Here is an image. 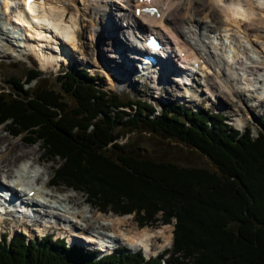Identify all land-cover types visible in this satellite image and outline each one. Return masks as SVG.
I'll return each instance as SVG.
<instances>
[{"label":"trees","instance_id":"1","mask_svg":"<svg viewBox=\"0 0 264 264\" xmlns=\"http://www.w3.org/2000/svg\"><path fill=\"white\" fill-rule=\"evenodd\" d=\"M29 71L26 81L37 83L41 71ZM56 80L59 90L22 83L0 90V124L28 145L39 143L56 161L54 182L79 189L98 209L133 212L140 224L174 219L172 248L149 260L126 249L95 258L62 239L27 241L19 232L0 242V264H162L167 253L165 264H264V119L254 137L219 113L174 101L154 114L155 105L136 98L128 113L120 106L131 99L99 88L78 64ZM133 130L188 145L211 166L140 157L129 139L122 142Z\"/></svg>","mask_w":264,"mask_h":264},{"label":"bare ground","instance_id":"2","mask_svg":"<svg viewBox=\"0 0 264 264\" xmlns=\"http://www.w3.org/2000/svg\"><path fill=\"white\" fill-rule=\"evenodd\" d=\"M109 1L110 0H81L80 2L87 8H90L89 6L93 4L95 6L97 5V13L100 15V11H102L103 8L106 6L109 7ZM156 1H158V3L163 2V0ZM165 1L166 3H163L165 9H163L159 19L154 16L146 17L145 19L134 14V10H132L133 0H116V4H118L120 10L123 11V13H120V16L122 17L123 23L126 22L127 29L122 30L127 34V38L129 40L132 38L134 42H137L135 40V36L137 35L135 31H133L132 34L129 33L132 25H136V30L143 31L144 33L154 31L157 34L163 35L162 37L165 38L168 45L177 41V44L181 47V50H183L182 52H186L189 59L192 57L195 65L197 63L201 64V67H199L194 77L198 84H194L192 88L185 87L190 91L186 96L193 99L198 92L195 91L196 88L201 86L199 82H202L204 92L208 94L210 98L213 95L220 96L223 93L230 98V101L237 103L235 107V111L238 112L235 115V120H237L236 124L241 125L245 123V113L242 112V108L249 109L253 108L252 106L256 103H259V105L264 103V99L261 98V96L264 95V0ZM19 2L20 0H12V4H16L15 8L19 7L18 9L23 12L21 6H19ZM257 2L260 3V5L257 4ZM41 6V16L43 18H37V20L45 22L49 27L51 23L48 22L47 18L51 13L59 19L61 17L63 18L64 12L70 13L69 16L72 21L82 14L79 7H77L78 5H76L73 0H44ZM35 7V4L27 5L28 11L32 14L38 9H35ZM12 8L13 7H10V10H12ZM10 14L7 13V10H4V13L0 12V19L2 20V24H0V50L2 52L0 53H2V56L6 58L11 52L15 55H24L23 53L25 52L22 53V51L28 50L39 58L43 68L49 67V64L53 62L58 64V61L61 60L59 58L64 55V53L62 54L64 45L63 43L61 44L62 46L58 50L61 52L59 55L56 53L57 51L53 53L54 50L47 52L46 48L44 49L42 46L43 44H39L42 41L46 42L45 39L49 38V34H47L48 31H45V29L41 28L40 31H37L35 28L29 27L18 34L15 33L14 35L16 38L12 43L7 40L9 34L17 29L10 18ZM13 15L16 14L13 13ZM105 17H108V19L112 21L113 17L111 18L107 11L105 12ZM53 26L54 25H52V27ZM108 26L111 30L108 29ZM108 26L106 24L102 30L112 33V35L106 34L110 38L108 44H110V50L113 53H117L118 49L121 48L119 47L121 43H119L118 40L120 34L116 33L113 23H109ZM72 31L73 30H66L65 32L61 31L59 33H62V38L67 40V43L73 42L74 44L75 41L73 39L75 35ZM23 35H25V38L21 40ZM228 35L234 38V46L226 51L228 47L222 45V40L224 36ZM55 38L57 37L55 36ZM14 44L24 45L25 48L18 49ZM131 46L127 45L126 48L128 49L124 48L121 52H118L124 54L122 55V61H124L123 63L128 67L131 66V62L133 61L127 58V53L125 51H129ZM169 70H171V67ZM159 76H161L162 82H166V76L163 74ZM171 80L173 79L171 78ZM220 92L222 93L220 94ZM181 96L184 97V95ZM16 146L17 145L11 144L9 150L7 148L6 150L0 151V166ZM28 159L32 164L37 163L40 167L44 165L42 164L43 162L40 161L41 157L39 159L35 152H32ZM42 168L44 170L43 172H45L46 170L44 167ZM2 170L3 168L0 167V172ZM37 180H39L43 187L47 186L48 182H50L49 179L43 180L42 176H38ZM62 187L63 186L60 187V185H58L49 188L52 195L51 197L55 200L54 202L57 204H65L63 213L66 217H78L80 219L82 224L78 225V223L74 222L71 225L73 229H77L75 232L81 235L84 232L91 233L92 237L95 238V242H98L100 246L107 247L110 245L109 243L116 241L120 245H128L132 250H138V248L141 247L146 252L147 257H150L157 252L163 251L166 249L167 245L171 243L172 234L166 235V230L168 229L166 227H152L155 229L154 231H141L146 227L137 228V226H132L124 231L122 226L126 222L128 223L127 220L131 216L126 215V217H120L117 214H105L99 211L95 212L92 209H77L85 203L86 199L81 201L80 206H77V208L73 207L72 200L76 202L79 196L76 194H62L61 192L64 190ZM32 189L35 188L33 186L26 188L25 193ZM37 195L38 191L36 190L34 197H37ZM66 205H68V207ZM57 211L61 212V209H57L56 212ZM45 216L46 212H44L43 215L37 212L34 219L39 224ZM104 225L110 230L105 236L102 235L103 233L100 230ZM1 226L2 225H0V228ZM39 227L40 226H38L37 229H39ZM43 230H46V225L43 226ZM43 230L42 232H44ZM42 232L40 231V233ZM29 234L33 235L31 231H29ZM112 235L115 236L116 239L109 242L107 239H111L110 237ZM67 236L69 237V242H72V233ZM154 237H164L165 244L162 243V245H156L155 247ZM91 240L94 241V239ZM154 248H156V250L153 253Z\"/></svg>","mask_w":264,"mask_h":264},{"label":"rangeland","instance_id":"3","mask_svg":"<svg viewBox=\"0 0 264 264\" xmlns=\"http://www.w3.org/2000/svg\"><path fill=\"white\" fill-rule=\"evenodd\" d=\"M77 1V2H76ZM81 0H74L77 7L81 10L82 14L76 19H73V21L70 19V13L64 12L63 18L59 19L54 17L52 13L47 18L49 23H51V26L57 30H55L53 27L52 29L55 31L54 35H58V39H54V42H48L46 43L48 50L51 51L54 50L53 53H58V47L60 46V43L62 41L63 43V50L62 56L64 60V64H62V67L60 68V71L66 68L72 63H78L81 66H84L85 69L90 74H97L98 79H103L101 84L98 82L99 86L105 89H110L113 93H118L125 101H128L132 98H135L137 96L140 97H147L151 102H156L157 99H163V100H179L181 103H185L186 106H192V108H199L201 105H204L207 109L213 110V111H219L224 116H227V119L229 120V123L233 125H236L233 120V114L235 111V107L237 103L230 101V98L222 93V95H213L211 98H206V93H203L202 91L198 93V96L195 97V101L192 102V100H188L186 97H182L181 86L177 84L175 81L167 78L165 85L161 89H154L152 86V83L146 79V78H137V75L132 74L133 76L130 78V80H127L126 85L122 86L121 84H112L111 80V74L110 69L112 70H119L121 66H123L122 55L121 52L124 48H126L127 45H131V42L127 38V34L125 31L127 28L125 25H123L122 17L120 16V13H123L122 10H120L118 4H116V0H110L109 1V7L103 8L102 11H100V15L97 13L96 6L93 4L89 6L90 8L85 7ZM114 2V3H113ZM163 3H166L165 0H163ZM257 4L260 5V3L257 2ZM109 13V15L112 18V21L108 19V17H105L106 11ZM98 14V15H97ZM222 16V14H221ZM53 17V18H52ZM65 18V19H64ZM50 19V20H49ZM72 21V23H71ZM109 23H113L115 25L116 33L119 35V43L121 45L118 49L117 53H113L110 50V44H108L110 38L106 34L112 35V33L105 32L103 27ZM50 25V24H49ZM70 26V27H69ZM122 26V27H121ZM69 28V29H68ZM65 32L66 30L70 31L73 30L75 32V38L73 39L75 42L67 43L68 41L62 38V33L59 32ZM108 29L111 30V28L108 26ZM123 29V30H122ZM58 32V34H57ZM56 33V34H55ZM61 34V35H60ZM77 36V37H76ZM67 41V42H66ZM117 43V42H116ZM53 45V46H52ZM56 45V46H55ZM49 48L51 50H49ZM0 52H2L0 50ZM61 53V52H60ZM18 55L17 57H15ZM14 54L11 52V54L6 57L2 58L0 60V87L3 88V86H6L5 81H8L11 77L16 76V78L23 80L24 75L26 72H28V68H32L35 65L32 63L34 58H31L29 56L26 57L25 55H19ZM59 55V53H58ZM2 56V53H0V57ZM35 56V55H34ZM36 57V56H35ZM120 61V62H118ZM111 62V63H110ZM118 62V63H117ZM40 69L41 66H38ZM42 70V69H41ZM45 70V71H44ZM58 66L56 64L53 65V63L49 64V67L46 69H43V74L45 75V79H41L39 83L34 86L33 84L29 85L30 87H43V88H55L56 90H59V85L56 83L55 75L57 73ZM59 71V72H60ZM125 76H122L121 79H123ZM117 79L120 81L119 76H117ZM172 81V82H171ZM203 98V100H201ZM69 100V98H68ZM201 100V105H199ZM69 104L71 106L74 105V103L69 100ZM253 105V104H252ZM259 107L257 108H242V112L244 114V118L246 119L244 125L240 127L242 130H244L245 126H251L253 127V132L256 134L257 129H261V126L259 125L258 118H264V103L258 104ZM238 112H236L237 114ZM248 114V115H247ZM248 117V118H247ZM237 123V121H236ZM130 140L132 143V149L133 152L136 153L138 156H149V158H157L161 159L163 161H172L175 162L179 166H190V167H196V166H203V168H209L211 165L202 156L199 152H195L193 149H191L188 145H181L178 144L175 141H167L164 140L160 136H150L149 134L142 133L139 134L136 132V130L128 131V133L125 134V138L122 142H125L126 140ZM11 144L17 145L16 148L7 156L4 163L0 166L3 168L2 171L6 168H13L14 163L22 158L23 156H26V158H29V155L32 152H35L37 156L41 157L40 161H42L44 164L42 167L47 171L48 175L52 172V169L54 168V161L53 160H47L43 158L42 151L39 147V144H34L32 147H28L26 144L23 143L22 139L20 138H13L10 134L4 131L3 126H0V151L1 150H8L11 147ZM10 170V171H9ZM8 173H11L12 169H9ZM42 179L45 180L44 178ZM64 185H60V187ZM55 190V189H54ZM71 194V193H68ZM75 194L79 196L78 199H76V202L72 200V206L77 208V206H80L81 201L85 200L87 196H84L80 191H75ZM78 204V205H77ZM85 207H88L87 204H85ZM87 209V208H86ZM93 210V209H92ZM96 212V210H93ZM131 216L127 221L128 225L125 223L122 226V229L127 230L129 227L136 226V222L133 219V215ZM126 217V216H125ZM159 226V225H156ZM2 227V226H1ZM138 227V226H137ZM160 227V226H159ZM168 228L166 230V235H170L168 233V230H172L174 226L172 224H167V226H162ZM161 228V227H160ZM19 225L16 222H9L5 225V227L2 228L1 233H3V230H7L8 233L15 234L19 231ZM158 229V228H157ZM43 227H39L37 231L34 229L32 231L33 234L36 232L40 233L42 232ZM144 230H155L154 228H144L141 231ZM44 232L46 230H43ZM44 232H42L44 234ZM40 233V234H42ZM82 233V230H81ZM1 235V234H0ZM57 235H62V233L57 232ZM56 235V236H57ZM33 237V235L31 236ZM1 239V237H0ZM155 247L156 245H162V243L165 244L164 237H154ZM171 246V243L168 245L167 248ZM123 248V247H122ZM127 248V245L124 246V249ZM156 250V248L153 249V253ZM157 254V253H155Z\"/></svg>","mask_w":264,"mask_h":264},{"label":"snow or ice","instance_id":"4","mask_svg":"<svg viewBox=\"0 0 264 264\" xmlns=\"http://www.w3.org/2000/svg\"><path fill=\"white\" fill-rule=\"evenodd\" d=\"M29 2H31V0H29Z\"/></svg>","mask_w":264,"mask_h":264}]
</instances>
